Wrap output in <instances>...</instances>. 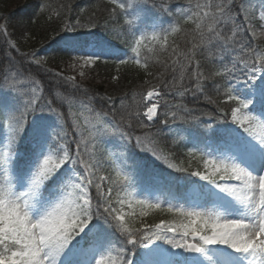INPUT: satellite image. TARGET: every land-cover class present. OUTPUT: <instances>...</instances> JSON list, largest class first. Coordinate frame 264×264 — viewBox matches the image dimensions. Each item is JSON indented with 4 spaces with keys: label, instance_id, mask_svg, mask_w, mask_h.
<instances>
[{
    "label": "snow or ice",
    "instance_id": "snow-or-ice-1",
    "mask_svg": "<svg viewBox=\"0 0 264 264\" xmlns=\"http://www.w3.org/2000/svg\"><path fill=\"white\" fill-rule=\"evenodd\" d=\"M61 8L17 27L58 21L74 74L0 17V264H264V2L106 0L110 38ZM101 63L143 73L131 103L85 86Z\"/></svg>",
    "mask_w": 264,
    "mask_h": 264
},
{
    "label": "trees",
    "instance_id": "trees-1",
    "mask_svg": "<svg viewBox=\"0 0 264 264\" xmlns=\"http://www.w3.org/2000/svg\"><path fill=\"white\" fill-rule=\"evenodd\" d=\"M62 5H70L71 6V13L76 15L79 8H82L85 5L89 11H97L99 20L98 22L100 25L103 23V18L106 16V13L103 9L106 7L105 0H64ZM87 14V13H86ZM85 14V15H86ZM42 34L43 31H38L37 34ZM119 80H113L112 74L107 78H97L95 75L90 78H85L83 83L87 86H93L97 90H100L101 96L105 94L113 96V97H121V91H127L130 87L133 86V78L127 72H122L119 75Z\"/></svg>",
    "mask_w": 264,
    "mask_h": 264
}]
</instances>
